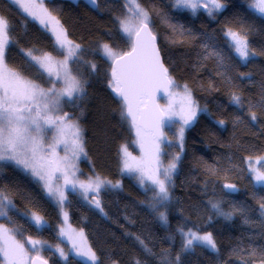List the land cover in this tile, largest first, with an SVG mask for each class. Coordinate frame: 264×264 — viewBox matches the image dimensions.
<instances>
[{"label": "trees", "instance_id": "obj_1", "mask_svg": "<svg viewBox=\"0 0 264 264\" xmlns=\"http://www.w3.org/2000/svg\"><path fill=\"white\" fill-rule=\"evenodd\" d=\"M174 1L137 0L149 14V26L169 77L175 86H187L199 108L185 132L169 197L161 206L166 224L151 208L152 191L121 171V145L133 152L137 148L125 107L112 92V67L101 47L108 44L121 54L129 51L130 42L120 30V19L127 14L125 2L97 0L93 10L83 2L46 1L70 40L80 46V58L70 67L82 82L83 92L74 102H62L61 114L77 121L82 131L84 158L79 174L121 181L119 188L100 192L102 212L69 193L63 223L82 231L98 258L96 264H165V257L168 264L260 263L264 254V217L260 212L264 186L253 183L245 162L264 155V108L260 107L264 15L252 10L253 0H220L225 7L211 15L206 10L191 13L176 8ZM0 15L9 23L8 66L41 87H49L51 79L38 71L25 53L45 52L60 59L54 36L8 0H0ZM229 30L246 36L247 61H241L230 46ZM234 94L241 97L242 105L232 102ZM251 112L256 113L255 121ZM226 184L236 185L237 191L226 190ZM0 191L14 205L9 210L11 219L3 217L0 222L23 238L40 241L49 264H87L72 255L63 260L53 252L52 247L60 242V214L28 174L9 162H0ZM212 204L233 215L218 214ZM30 212L41 215L45 226L33 225L25 216ZM181 230L211 233L216 250L198 244L184 250ZM253 250L256 255L250 256Z\"/></svg>", "mask_w": 264, "mask_h": 264}, {"label": "snow or ice", "instance_id": "obj_2", "mask_svg": "<svg viewBox=\"0 0 264 264\" xmlns=\"http://www.w3.org/2000/svg\"><path fill=\"white\" fill-rule=\"evenodd\" d=\"M178 6L191 8L196 10L199 7L208 9L209 15L214 11L223 9L224 4L220 0H204L201 4L199 0H176ZM10 5H14L18 11L27 14L33 19L39 20V23L49 29L50 24H55V27L49 29L55 37V43L64 55V59L53 63V58L45 54L43 58L36 57L31 51L25 53L33 66L38 65V71L43 69L49 77L55 74L58 80H62V88H49L47 90L41 88L31 80L21 76L20 73L8 69L5 62V50L10 43L8 39L9 23L5 16L0 15V161H13L15 164L22 166L24 170L30 171L33 177L44 181V188L47 195L55 199L56 203L63 205L67 199L64 190L57 184L52 183L56 172H61L64 179L65 187L71 186L74 190L77 184L87 198L88 192L98 193L102 186L109 184L112 187H119V184H111L110 181L102 180L97 176L94 180L89 179L87 183L75 181L68 176L69 169L75 167L72 160L78 158L83 153V146L80 140L79 128L75 124L68 123L67 113L58 115L59 105L63 98H67L66 102H74V98H78V94L83 92V84L72 74L68 67L69 60L79 57V45H73L72 41L68 40L65 31L59 27V21L55 17L47 14L45 10L44 16L37 15L33 8L37 7L35 4L25 3L24 0H9ZM93 5L96 0H90ZM42 7V5H40ZM125 7L127 8V15L120 19V29L129 38L131 44V51L127 53H119L114 51L108 44L103 45L105 55L110 58L116 65L112 69V79L115 82L113 91L122 98V104L126 106L127 115L132 117L133 124L136 123V115L133 111V103L137 97L147 95L153 86L159 84H166L168 86H175L172 79L168 76V69L160 61L159 51L155 47V36L149 28V14L140 6L137 0H126ZM258 12L264 15V0H255L252 5ZM226 35L231 39V47L239 55L241 60L247 61L250 56L249 46L246 36L239 32L229 30ZM93 69L95 65H92ZM185 93L189 100V108L187 115L183 118V124H190L196 116V107L191 101V95L184 86ZM232 102L236 105H242L241 97L238 95L232 96ZM260 107L264 108V93ZM122 115L124 113L122 112ZM256 113L251 112V119L256 120ZM222 125L224 121H219ZM71 128L72 139L71 146L66 135V129ZM52 130V142L45 147V138L48 135V130ZM183 126L180 128L181 141L183 138ZM137 135H140V129L137 127ZM162 136V134H161ZM157 140L160 137H156ZM64 145L65 156L58 157L56 153L57 147ZM71 151L70 158L67 153ZM126 151V150H125ZM160 151L159 145H156V152ZM161 172L157 169L147 177L154 185L156 195L162 200L168 198V184L171 182V174L176 169L175 160ZM54 169V170H53ZM125 169L129 172L137 171L138 168L133 167L125 161ZM254 173V181L256 184L264 186V171H257L251 169ZM74 175V173H73ZM141 184L144 183L143 175ZM224 187L230 191H237L236 185L226 184ZM95 206L100 208V201H94ZM12 201L0 191V217L8 218L9 210L13 208ZM212 208L218 214L230 218L233 213H224L218 204H212ZM101 212L103 211L100 208ZM261 216L264 217V202L260 203ZM161 219L166 221L163 213L160 214ZM65 218L67 214L65 213ZM32 222L39 228L43 223V218L39 215L33 214ZM14 231L0 225V238L3 239V244L0 245V256L3 257L6 264H22L25 255L24 247L14 239L10 233ZM182 234L185 236L186 242L183 248L187 250L194 242H199L203 246L216 250V243L211 233L205 235H198L195 232H188ZM82 235V233H81ZM33 249L38 253L40 249L36 245L40 241L29 240ZM141 243H143L141 241ZM77 246L73 244V248ZM60 256L64 259L67 257L63 249H58ZM146 251H150L146 248ZM77 256L86 258L91 264H96L97 256L90 248L77 249ZM255 256L256 252L253 250L249 254ZM179 256L176 257L178 262ZM46 264V262H43ZM139 264V262H137ZM165 264H168L165 257ZM247 264V262H245ZM260 264H264V254Z\"/></svg>", "mask_w": 264, "mask_h": 264}, {"label": "rangeland", "instance_id": "obj_3", "mask_svg": "<svg viewBox=\"0 0 264 264\" xmlns=\"http://www.w3.org/2000/svg\"><path fill=\"white\" fill-rule=\"evenodd\" d=\"M46 1L47 0H24L25 3L37 5V7L32 9V11H34L37 15L44 16L45 10H46L47 14H49L52 17H55V20L59 21L57 19V17L48 9ZM123 1L126 2V0H123ZM194 2H195V0H194ZM199 2L201 4H203L204 0H199ZM254 2H255V0H253V4H254ZM220 3H222V2L220 1ZM40 5H42V7ZM174 6L176 8H179V9L190 11L191 13H197L200 10L208 11V9H206L204 7H199L196 10H193L191 8L178 6L176 0L174 1ZM251 8L256 13L260 14L258 12V10H256L254 7H251ZM216 11H219V10H216ZM216 11H214V12H216ZM23 14L25 16H27V14H25V13H23ZM27 17L29 19H31L32 21H34L35 23H37L41 28L45 29V27L39 23V20L33 19L30 16H27ZM149 21H150V19H149ZM55 26L56 25L54 23L50 24L49 25V29H51L52 27H55ZM59 27H61L65 31L64 27L61 25L60 22H59ZM49 29H45V30H47L48 32H50L52 34V32ZM121 33L129 41V38L122 31H121ZM65 34H66L68 40H70V38L68 37L66 31H65ZM8 39L10 41L9 34H8ZM228 39H229V41L231 43L230 37H228ZM70 41H72V40H70ZM72 43H73V45H78V44H76L73 41H72ZM130 46H131V44H130ZM57 47H58V45H57ZM58 49H59V47H58ZM6 50H7V47H6ZM6 50H5V54H6ZM233 51L235 52L234 48H233ZM31 52H32V54L34 56L40 57V58H43L45 56V54H48V55H50L53 58V63H55L57 61H61V60L64 59V55H62L60 59H57L55 56H53L50 53H45L44 52L43 54H37V53H35L33 51H31ZM60 52H61V50H60ZM101 54H102V56L105 59H107L109 61L110 64L113 62L110 58H108L105 55L104 50H103V45L101 47ZM235 54L241 60V58L239 57V55L236 52H235ZM28 59L30 60L29 57H28ZM73 60L74 59L69 60L68 67L70 68V70H71L70 64H71V62ZM241 61H243V60H241ZM5 62H6V58H5ZM6 64H7V62H6ZM7 66H8V64H7ZM36 66L39 67L38 65H36ZM8 69L13 70L9 66H8ZM40 70L42 72H44L49 77L47 72H45L43 69H40ZM13 71H15V70H13ZM22 77H24V76H22ZM24 78H26V77H24ZM49 78L51 79V84H50L49 87L43 88L39 84L38 85L41 88L45 89V90H47L49 88H52L54 86L57 89L63 87L62 80H58L56 78L55 74H53ZM26 79H28V78H26ZM28 80H30V79H28ZM32 82H34V81H32ZM35 84H37V83H35ZM114 84H115V82L112 79V85L114 86ZM66 100H67L66 97L61 100V103L59 105V112L56 113V114H58V115L62 114V102L66 101ZM144 100H145V97H143V101ZM191 101L194 102L192 100V98H191ZM194 105L196 107V116H197V114L199 113V108L197 107V105L195 103H194ZM159 107L161 108V110L164 113V118L162 120V125H161L162 126V132H163L162 133V139L161 140H157V139H155V137L151 133H149L148 131H145L140 126L131 124L132 133H133V144L136 146L137 151L133 152V151H131L129 149V147L127 145H121V147H120V161H121V171H122V174L124 176H128V177L132 178L135 181V183L138 186H140L141 188L149 189V190L152 191V193H153V202L151 203V208L153 210H155L156 213L159 216H161L160 215L162 213V209H161L162 207L161 206L166 202V200L168 198L162 200L159 196H157L156 195V191H158V190L154 191V187L155 186L152 185L151 181L148 180L147 177L149 175H151L153 172H155L157 169H159L162 172L163 169L167 168L169 166V164L174 161L176 156H179V158H180L182 150H183V140H184L185 132H186L187 128L193 123V121L195 120L196 116L191 121L190 124H187V125L183 124V118L187 115L188 108H189V100H188L187 95L185 93L184 86H172L169 95L167 97L161 98L159 100ZM68 123L75 124L76 126H78L79 134H80V140H81V143H82V146H83L82 131H81L80 127H79L78 122L75 121V120H68ZM181 126H183V129H184L183 130L182 141H181V137H180V128H181ZM137 127H139V129H140V135H137ZM72 131H73V129H71V128H67L66 129V135H67V139L69 141V146H71ZM52 134H53L52 130L49 129L48 130V135L45 138V147H46V149H47V145L52 142ZM157 144L159 145V149H160V151L158 153L156 152V145ZM164 144H167V146L164 147ZM162 145H163V148L161 147ZM56 153H57L58 157H61V158L64 157L65 156L64 145H60L59 147H57ZM67 155L71 158L72 157L71 151H69L67 153ZM82 158H84V151H83V153H81L78 156V158H75V159L72 160V163L75 165V167L72 168V169H69L67 171H68V176H69L70 179H73V180L79 181V182L87 183L90 178L94 180L96 177L90 176V177H87V178H83V177L80 176V174H79V166H80V161H81ZM178 160H175L176 169H177ZM125 161H127L133 167L138 168L139 170L132 171V172L127 171L125 169ZM0 162H9V163L13 164L15 167H17L19 170L24 172L25 174H28V176H30L35 182H37L41 186L45 196L57 207L58 212L60 214V219H61V222H60V224L58 225V228H57V234H58V238H59L60 242H59V244L57 246L52 247L53 252L55 254H57L61 259L65 260L63 257L60 256V253L58 251V249H63L64 254H65L66 257L72 255V256L76 257L77 259H79V260H81V261H83V262H85L87 264H91V262L87 261L86 258L76 255L77 249H88V248H90L89 245H88L86 236H84V234L82 233V231H80V229L78 230L77 228H74L73 229L74 231H73V230L69 229L68 227H66V225L63 223L64 222L63 221V217H64V214L66 212L67 199L64 201L62 206L57 204L54 198L49 197L47 195V191L44 188V181H40L38 178L33 177L31 175L30 171L24 170L22 168V166H19V165L15 164V162H13V161H0ZM245 164H246L247 171H248L249 175L251 176V178L253 180V183L255 185H258L254 181V173L251 171V169L254 168L257 171H264V155L260 156V157L247 158ZM176 169L172 172V174H171V182L168 184V197H169V187L172 184V179H173V176H174V174L176 172ZM62 171H63V169L61 170V172ZM61 172H56L55 173V176L53 177L52 183L54 185L58 184L64 190L65 196L67 198H68V194L69 193H74L84 203H86V204H88V205H90L92 207H95V208H97V207L95 206L93 198H95L96 200H99V195H100L101 191H103L106 188H114L111 185L106 184V185L101 187V189L99 190L98 193H96V192H88L86 194L87 198H85V194L83 192V189H81L78 184H77V187L74 190L71 188L70 185L65 187L64 179H63V177L61 175ZM73 173H74V175H73ZM142 175H143V179H144V183L143 184H141V182H140L141 178H142ZM101 179L102 180H106V181H110L111 184H113V185L118 183L119 187L121 186V181H119V180L118 181H112V180L103 179V178H101ZM119 187H115V188H119ZM33 214H36V213H32V212L25 213V216L27 217V219L33 225H35L32 222V220H31V217H32ZM163 214H164V212H163ZM36 215H39V214H36ZM39 216L42 217L41 215H39ZM164 216H165V214H164ZM0 218L2 219L3 217H0ZM159 219L161 220V222L163 224H166V221L162 220L161 217H159ZM43 221H44V223L39 228L45 226L46 221H45L44 218H43ZM0 225H3L5 228L12 229L9 225L5 224L4 222H0ZM190 231L191 232H195L198 235H205V234H200V233H198V232H196L194 230H183V233H188ZM81 233H82V235H81ZM10 235H12L14 237V239L16 241H18L20 244H22L23 247H24L25 255L23 257L22 264H30L31 259L34 256H38V257L44 258L43 257L44 256L43 255V248H45V246L42 243L36 245V248L40 249V251L37 253L33 249L32 245L29 243V240H31V239L23 238V237L17 235L14 231H12L10 233ZM181 235L183 237V241H184V244H185V242H186L185 236L182 234V232H181ZM2 244H3V239L0 238V245H2ZM73 244H75L77 247L73 248ZM195 244L202 245L199 242H194L193 245H195ZM193 245L190 246L187 250H190L193 247ZM204 247L209 249V250H211L210 248H208L206 246H204ZM0 264H6V262L4 261L2 256H0ZM111 264H117V263L113 262ZM255 264H260V263H255Z\"/></svg>", "mask_w": 264, "mask_h": 264}, {"label": "water", "instance_id": "obj_4", "mask_svg": "<svg viewBox=\"0 0 264 264\" xmlns=\"http://www.w3.org/2000/svg\"><path fill=\"white\" fill-rule=\"evenodd\" d=\"M59 1H66V2H69L73 5H76L79 2H83L84 4H86L88 7H90L93 10H95L97 8V0H96L95 5L90 3V0H59ZM149 28H150V26H149ZM150 30H151V28H150ZM151 32H152V30H151ZM152 35L155 36V34L153 32H152ZM155 38H156V36H155ZM154 43H155V47L159 51L160 61L164 65L163 58H162V55H161V52H160V49L158 46L157 38L155 39ZM129 51H131V48ZM115 66L116 65L114 64V62H112L111 63L112 69ZM164 67H165V65H164ZM171 87L172 86H168L166 84H159V85L153 86V88L150 90V92L147 95H141V96L137 97V99L133 103V111L136 115L135 125L140 126L145 131L151 132V134L155 138L156 137H160V139L162 138V136H161L162 126L161 125H162V120L164 118V113L161 110V108L159 107V100L161 98L167 97L169 95V93L171 91ZM112 92L122 102V98L119 97L116 94V92L113 91V89H112ZM143 97H145L144 101H143ZM124 107H125V115H126L127 119L133 124L132 117L127 115L126 106L124 105ZM226 190H228V189H226ZM228 191H230V190H228ZM231 192H234V191H231ZM95 200L96 199L93 198V201H95ZM43 262H46V264H49L46 259H44L42 257L34 256L31 259L30 264H43Z\"/></svg>", "mask_w": 264, "mask_h": 264}, {"label": "flooded vegetation", "instance_id": "obj_5", "mask_svg": "<svg viewBox=\"0 0 264 264\" xmlns=\"http://www.w3.org/2000/svg\"><path fill=\"white\" fill-rule=\"evenodd\" d=\"M149 133H151V132H149ZM161 139H162V138H161ZM161 139H160V140H161ZM166 146H167V144H164V147H166ZM161 147L163 148V145H162ZM163 150H164V149H163Z\"/></svg>", "mask_w": 264, "mask_h": 264}]
</instances>
